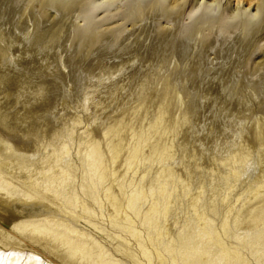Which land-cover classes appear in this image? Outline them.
<instances>
[{
    "label": "bare ground",
    "instance_id": "1",
    "mask_svg": "<svg viewBox=\"0 0 264 264\" xmlns=\"http://www.w3.org/2000/svg\"><path fill=\"white\" fill-rule=\"evenodd\" d=\"M74 101L93 122L117 113L104 147L60 114ZM190 117L176 172L168 136ZM0 127L22 137L0 135V200L23 202L8 212L23 236H0L74 264H264V0H0Z\"/></svg>",
    "mask_w": 264,
    "mask_h": 264
},
{
    "label": "rangeland",
    "instance_id": "2",
    "mask_svg": "<svg viewBox=\"0 0 264 264\" xmlns=\"http://www.w3.org/2000/svg\"><path fill=\"white\" fill-rule=\"evenodd\" d=\"M102 9V8H101ZM101 10H99L98 12H100ZM102 13L100 12V15H101ZM126 83H127V86H126ZM120 84L121 85H123V87L119 90V92L117 93L118 94V96H124L125 94H126V92H127V90H128V86H129V83L128 82H120ZM127 88V89H126ZM68 89H71L70 87L68 88ZM123 89H124V91H123ZM123 91V92H122ZM121 94V95H120ZM183 102L184 103H187L188 102V100H189V97H187V96H183ZM73 103H76L75 101L74 102H72L71 103V105H72V107L70 108H67L66 110H64L63 112H62V110H60V107H58V110H59V113L60 112H62V113H60L62 116H63V118L66 120V121H70V119L72 118V117H74V116H78L79 117V120L81 121V123H80V129L82 128V130H85L86 132H88L93 138H95V139H97V140H99L100 142H101V144H102V146L104 147V142H105V139H104V137H103V131H104V122H109L111 119H112V116H114V115H117V113H114V112H112V106H108L107 108H105V110H104V112H99V114H100V116L98 115V118H97V120L96 121H92V118H91V115L90 114H92L93 112L90 110V109H82V108H79L78 106H76V104H73ZM74 106V107H73ZM111 109H110V108ZM73 108V109H72ZM76 109V110H75ZM90 110V111H89ZM108 110H110V112L108 111ZM107 113V114H106ZM109 113V114H108ZM102 114V115H101ZM106 115V116H105ZM92 116H93V114H92ZM103 116V117H102ZM104 116H105V118H104ZM101 119V120H100ZM103 119H104V121H103ZM102 123V124H101ZM95 124V125H94ZM191 124H192V117H190L188 120H186L184 123H182L181 124V126L178 128V131H177V133H171V134H169V136H168V140L173 144V150H174V155H173V158L171 159V160H169V162L170 163H172L173 162V166H174V168H175V170H176V172H181V164L178 162H176L175 163V161L177 160V156L179 155V153H180V150H179V148H178V143H179V141H180V139H181V135H182V133L184 132V130L187 128V127H190L191 126ZM207 126H209L210 127V124H207ZM79 129V130H80ZM4 128H2V127H0V135L1 136H3L5 139H7L8 141H10L11 143H12V145H13V147H15V148H18L19 147V144H20V142L22 141V137L20 136V134H18L17 132H13V133H11V134H6V131L4 130ZM195 129H192V131L194 132L193 133V136H195V137H201L203 134H204V132L205 131H194ZM3 131V132H2ZM102 132V133H101ZM198 132V133H197ZM176 143H175V142ZM175 143V144H174ZM73 144H71V143H69V152H70V154H72V155H74V153H75V150L77 149V146L75 145H73ZM191 147H192V143H191ZM193 148L194 147H192V150H193ZM73 149V150H72ZM176 149V150H175ZM40 150H42L41 149V147L39 148V151ZM148 150H149V148H148V146H144L143 147V151L145 152V153H147L148 152ZM72 152V153H71ZM28 153H31V151H27V154ZM178 153V154H177ZM177 154V155H176ZM174 158H176V159H174ZM191 158H193V156H191ZM172 161V162H171ZM202 165H206V160L205 159H203V158H201V159H199L198 160ZM142 165V166H141ZM141 165L140 164H138L137 166H136V173H133L132 172V170H128L127 171V173H126V178H127V176L128 177H131L132 175L133 176H138L139 174H141V172H142V170L145 168V165L143 164V163H141ZM147 165V164H146ZM153 166L155 167V163L153 164ZM112 168H114L117 172H123L124 170H125V168H124V165H123V160H122V158H119L115 163H114V165L113 166H111ZM138 167H139V169H138ZM143 168V169H142ZM141 171V172H140ZM5 173H6V175H8V176H10V173H9V171H7L6 172V170H5ZM139 173V174H138ZM13 182V181H12ZM13 184H16V185H18L16 182H13ZM19 200H16V198L15 197H12V198H7L6 196H2V199L0 200V225H2V226H4V228L5 229H7V230H9V232H10V234L12 233V234H15V235H19V236H21L20 234H18V232H15V230H13V229H10L9 228V216H8V212L11 210L12 211V209L10 208L11 206H13V205H16V204H22L23 202L22 201H19ZM11 202H13V203H11ZM26 203H28V202H26ZM2 204V205H1ZM237 204H238V202H237ZM6 206V208H5V206ZM11 205V206H10ZM189 204L187 203V206L185 207L186 208V210L185 211H181V212H179L178 213V217H176V218H169V217H167V218H169V220L168 221H166V225H165V229H166V232H167V234H166V236L168 235V236H170V235H172V234H174L177 230H180L181 228H182V224L186 221L185 219L186 218H188V217H186L188 214H191L193 211L191 210V207H190V205L188 206ZM8 207V208H7ZM190 210V211H189ZM192 211V212H191ZM189 212V213H188ZM1 213H3V214H1ZM5 213V214H4ZM13 213H14V211H13ZM186 218H185V217ZM189 216V215H188ZM174 220V222H172ZM184 220V221H183ZM170 221V222H169ZM177 221V222H176ZM182 221V224L180 223ZM100 222H102L101 224L103 225L104 224V226H107V221L104 219V220H100ZM104 222V223H103ZM173 224H172V223ZM176 222V223H175ZM180 223V224H179ZM100 224V223H99ZM174 225V226H173ZM176 226H177V228H179V229H177L176 228ZM9 229H8V228ZM181 227V228H180ZM174 231V232H173ZM169 232V233H168ZM36 234H34V236H35ZM98 235H99V237H98ZM101 235H103L104 236V238H103V236L101 237ZM23 236V235H22ZM21 236V237H22ZM6 238V239H5ZM96 238H98V239H101V243L106 247V248H108V249H110L109 251L110 252H112V254L116 257V258H121L122 260H124V258H126L125 256H123L122 254H120V253H117V252H114V250H113V246H114V242L112 241V242H110V240L109 239H107L106 237H105V235L102 233H98L97 234V237ZM0 239H1V241H2V243L0 242V248H1V250L4 252V253H6V254H8V252H12V253H9V256L10 255H13V254H17V255H19V254H25V252L27 253L26 255H31V254H33V253H37V254H39V256H41V258H43V259H46V260H49L50 262H51V264H74L75 262V259H72V258H68L67 256H65V254L63 253V252H61V248L60 247H56V246H54V245H52V244H49L48 246H44L45 244L43 243V242H41V243H31V242H27L26 240L25 241H21V242H19V243H14L12 240H11V238H8L7 236L5 237H2V236H0ZM129 241H130V243H129ZM24 242V243H23ZM9 243V244H8ZM28 245H27V244ZM43 243V244H42ZM131 243H133L134 244V240H132V239H128V244H127V246H128V248H130L131 250H133V246L134 245H132ZM7 244V245H6ZM17 244V245H16ZM30 244V245H29ZM111 244V245H110ZM131 244V245H130ZM34 245V246H33ZM7 246V247H6ZM24 246V247H23ZM30 246V248L28 249V247ZM50 246L51 247H54V248H52V249H50ZM9 247H13L12 249L11 248H9ZM18 248V249H17ZM32 248V249H31ZM20 249H21V251H20ZM38 251H37V250ZM42 249V250H41ZM19 250V251H18ZM26 250V251H25ZM6 251V252H5ZM36 251V252H35ZM40 251H42V253L40 252ZM43 254V255H42ZM60 255V256H59ZM43 256V257H42ZM63 256V257H62ZM65 257V258H64ZM124 257V258H123ZM67 259V260H66ZM71 260V261H70ZM126 260V259H125ZM124 260V261H125ZM64 261V262H63ZM72 262H74V263H72ZM81 264V263H80Z\"/></svg>",
    "mask_w": 264,
    "mask_h": 264
}]
</instances>
